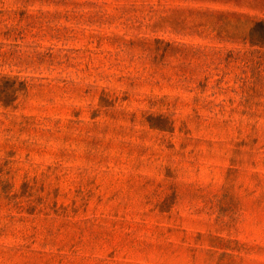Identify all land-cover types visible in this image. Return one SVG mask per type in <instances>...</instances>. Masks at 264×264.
<instances>
[{
	"label": "rangeland",
	"instance_id": "obj_1",
	"mask_svg": "<svg viewBox=\"0 0 264 264\" xmlns=\"http://www.w3.org/2000/svg\"><path fill=\"white\" fill-rule=\"evenodd\" d=\"M0 264H264V0H0Z\"/></svg>",
	"mask_w": 264,
	"mask_h": 264
}]
</instances>
